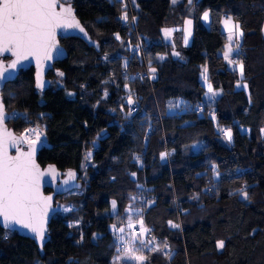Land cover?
Returning <instances> with one entry per match:
<instances>
[{
  "label": "trees",
  "instance_id": "16d2710c",
  "mask_svg": "<svg viewBox=\"0 0 264 264\" xmlns=\"http://www.w3.org/2000/svg\"><path fill=\"white\" fill-rule=\"evenodd\" d=\"M70 3L99 49L62 39L69 57L49 73L46 92L30 69L1 94L8 114L26 113L8 123L17 134L45 126L39 163L79 173L82 186L57 197L74 211L53 218L44 253L0 227V264H113L122 248L111 226L134 199L145 201L143 224L158 245L146 264H264V0H134L129 22L122 1ZM206 11L209 27L200 20ZM190 12L195 28L185 45ZM229 17L243 33L231 57L243 63V77L222 56ZM166 28L174 29L171 42ZM203 75L221 92L214 103ZM22 83L26 89L4 94ZM153 99L157 113L147 105ZM176 99L183 103L171 113ZM199 142L204 150L193 152ZM88 152L93 165L85 169Z\"/></svg>",
  "mask_w": 264,
  "mask_h": 264
},
{
  "label": "snow or ice",
  "instance_id": "6c2138e0",
  "mask_svg": "<svg viewBox=\"0 0 264 264\" xmlns=\"http://www.w3.org/2000/svg\"><path fill=\"white\" fill-rule=\"evenodd\" d=\"M175 2V0H173ZM191 3V0H189ZM57 0H0V54L8 53L14 59L11 63L4 65L0 63V80L7 79L5 72L8 69H15L17 64L29 57H35L37 63H40L41 56L45 59L51 58V49L55 47V30L58 27H77L80 28L79 23L72 15L70 7H63L61 4L60 11H56ZM208 13H204V19H208ZM123 19L127 20L125 14ZM191 24V21H188ZM231 18L224 20L225 28H229ZM238 35L240 25H232ZM80 31H84L80 28ZM117 39L119 37L117 36ZM229 45L224 53V57L229 64H237L240 70V75L243 77L244 65L238 61L231 59L233 36H228ZM238 47V45H237ZM206 71V70H205ZM155 72V69H152ZM63 75V73H59ZM207 79V76H205ZM238 87L240 85H237ZM37 87H42L39 81ZM246 88L247 85L245 84ZM209 92H212V87L209 85ZM216 95V93H213ZM128 103L133 101L129 97ZM6 119L4 106L0 103V126L4 124ZM4 135H0V218H2L5 227H12L13 225H20L23 228L30 229L36 236L44 239V217L47 214L49 207L48 202L51 197L44 198L39 192V182L41 176L45 173L39 171L36 165L33 154L34 148L28 152H22L17 147L18 155L10 157L8 155L7 146H16L23 140H18L17 137L7 130H3ZM33 134H36L35 132ZM225 134L229 141L232 138L231 130H225ZM6 137V138H5ZM34 143V141H33ZM90 155V154H89ZM167 154L162 153L161 159H165ZM49 172H55L54 168H49ZM247 199V194L244 193ZM116 203L113 201V208ZM141 231L146 232L141 221ZM172 227H179L172 225ZM123 232V229H119ZM143 244L144 241H141ZM150 243V242H149ZM167 247V245H164ZM218 248L224 247V241L217 243ZM120 251V249H118ZM138 249L132 247L123 250V258L127 260L136 261L137 264H143L144 257L135 255ZM118 260L121 257L117 258Z\"/></svg>",
  "mask_w": 264,
  "mask_h": 264
},
{
  "label": "water",
  "instance_id": "95a60500",
  "mask_svg": "<svg viewBox=\"0 0 264 264\" xmlns=\"http://www.w3.org/2000/svg\"><path fill=\"white\" fill-rule=\"evenodd\" d=\"M61 4L63 7H70L72 9V15L75 17V20L79 23L80 28H83L84 31H80V28L77 27H58L55 30V47L51 49V58L45 59L41 56L40 63H37L35 57H29L26 60H23L21 63L17 64L15 69H8L5 72V76L7 79L0 80V103L4 106L6 119L4 124L0 126V135H4L3 130L6 129L7 133H11L13 136L17 137L18 140H23L20 135H18L12 128L9 127L8 123L10 121L9 114L6 110V105L3 101L2 91L5 89L7 84L15 82L22 73L33 69L34 70V81L35 88L41 92H46L51 86V80L48 78L49 73L54 69V66L57 63L64 62L68 59L69 55L66 48L61 44L62 39L69 38H77L84 41L89 47H94L97 50L99 49V45L96 41H94L87 29L84 27L80 19L76 14V9L73 4L68 2L65 3L62 0H57L56 11L59 12ZM7 59V60H5ZM14 59L10 54H0V63L7 65L11 63ZM39 81L42 84V87H37ZM6 138V137H5ZM46 146L44 142H34V143H25L19 142L16 146H11L10 144L7 146L8 155L10 157H15L18 155L16 148L18 147L22 152H28L31 148L35 149L33 154V159L39 167V171L45 173L40 178L39 182V192L40 195L44 198L51 197V200L48 202L49 207L47 209V214L44 217L43 229H44V239H39L34 232L30 229L23 228L20 225H13L12 227H5L2 218H0V227L6 231L16 232L18 236L34 241L36 245L39 247L41 253H44V248L47 243L51 239L50 235V224L53 218L60 213V205L56 204V199L59 196L66 195L69 192L74 190L81 189V183L79 182V173L75 171H62L58 169L55 164H48L46 166H42L38 157L42 149ZM54 168L55 172H49V168ZM46 191H50L49 193Z\"/></svg>",
  "mask_w": 264,
  "mask_h": 264
},
{
  "label": "rangeland",
  "instance_id": "374dc122",
  "mask_svg": "<svg viewBox=\"0 0 264 264\" xmlns=\"http://www.w3.org/2000/svg\"><path fill=\"white\" fill-rule=\"evenodd\" d=\"M65 3L71 2L72 0H62ZM118 1H122V5H121V9L124 10L125 14L127 15V20L124 19L125 22H129V20L131 19L132 21V13H133V8H134V0H129L130 1V6H131V10L132 13L128 12V4H127V0H118ZM173 2V0H172ZM182 2V0H175V2H173V4L176 6L178 4H180ZM124 14V15H125ZM209 14V13H208ZM123 15V16H124ZM204 14L201 15V23L203 24V26L209 27L211 21L209 20V15H208V19L205 20L204 18ZM188 21H191V24H188ZM235 21L231 19V24L229 26V28H225V33L227 36V43L225 45V48L222 52V56L224 58V60L226 61V63L233 69H239L237 64H229L228 60L225 59L224 57V53L227 50V46L229 45V41H228V36L232 35L233 36V42H232V53H231V57L232 55L237 52L239 50V45H240V40L239 37L240 35H238V32L232 28V25H234ZM237 24V23H236ZM194 28H195V22H194V16L192 14V12H190L186 18L184 19V25H183V35H184V44L185 45H190L192 43L193 40V34H194ZM240 30V29H239ZM173 28H166L163 30V40L165 42H171V37L173 35ZM240 32V31H239ZM262 34L264 36V26L262 29ZM238 45V47H237ZM173 55L176 56L178 54H176V52H173ZM165 57L164 56H158V60H163ZM152 73V71H151ZM205 75L206 72H204ZM205 75H203V84L207 87V89H209V82L207 81V79H205ZM26 89V85L19 84L18 86H14L13 85H8V88H6V90L4 91V94L6 96H10L11 93H15L16 90L21 91L22 89ZM209 92V90H208ZM210 93V92H209ZM214 92H212V94L209 96V101L210 103H213L216 99V95H213ZM183 103V100L181 99H176L174 100V102H169V106H168V110L171 113H176L177 110H179L178 106H181ZM147 105H149L150 107L152 106V108H154V110L156 109V113L158 111V109H160L159 107V103H158V99L156 101V99L153 100H149V103H147ZM178 105V106H177ZM18 110H15L13 112H16ZM11 112V113H13ZM21 112L23 114L22 117L26 116V113L24 111H18ZM20 119V118H18ZM15 119H11V121H13ZM17 120V119H16ZM32 128H37L36 130L42 132L45 131V126L43 127V125H32ZM30 128V127H29ZM42 130V131H41ZM264 133V131H263ZM21 136V134H18ZM227 141L231 142V140L229 141L228 137H227ZM97 143H94L93 146H96ZM204 150L203 145L199 142L196 145L193 146L192 151L193 152H198V151H202ZM90 154V155H89ZM92 153L88 152V154H86L85 156V169L89 166V165H93L92 162ZM145 201L141 200V201H137V200H133L132 203L128 206L126 213L122 216H116V224L111 226V231L113 233L114 236V240H115V244L118 246V248L122 247V245H124L125 247H122V251H119V253L116 254L113 264H137L136 261H132V260H127L123 258V250L129 247H132L134 249H138V251L135 252V255L138 256H143L144 257V261L143 264H146V262L149 259V255L154 253V251L156 249H158V245L155 243V241L153 240V238L151 237V235L149 234V231L146 232H142L140 234L134 232L136 229H140L142 228L141 225V221L144 211H145ZM67 207H69V201L66 200L63 202V204L61 205L62 208V214H68L67 211ZM112 215H116L117 211H116V206L115 208H113L112 205V209L109 212ZM143 228H145V225L143 224ZM119 229H123V232L119 231ZM141 241H144V243L142 244ZM150 242V243H149ZM118 257H121V259H117Z\"/></svg>",
  "mask_w": 264,
  "mask_h": 264
},
{
  "label": "built area",
  "instance_id": "2783aa9c",
  "mask_svg": "<svg viewBox=\"0 0 264 264\" xmlns=\"http://www.w3.org/2000/svg\"><path fill=\"white\" fill-rule=\"evenodd\" d=\"M127 4H128V9H129L127 11L130 12V13H132L131 6H130V1L129 0H127ZM233 60L238 61L236 58H234ZM146 77H148V75ZM125 98H127V96ZM131 112H136V108L135 107L134 108L132 107ZM22 116H23V114L21 112L16 111V112H13V113H10L9 114V119L10 120L11 119H15L16 120L18 118H21ZM36 129L37 128L30 127V128H28L27 130H25L21 134V137H22V139H23V141L25 143H27V144L28 143H33V141L36 142V143H38V142H44V143H46V141H47L46 132L45 131H42V130H41L42 132H40V131H38ZM34 132L36 134H33ZM73 211H74V208L73 207H71V206L67 207V211H66L67 213H70V212H73ZM60 213H62V208L61 207H60ZM134 232L140 234L141 233V230L140 229H136ZM122 247L124 248L125 246L122 245Z\"/></svg>",
  "mask_w": 264,
  "mask_h": 264
},
{
  "label": "crops",
  "instance_id": "0c3cea01",
  "mask_svg": "<svg viewBox=\"0 0 264 264\" xmlns=\"http://www.w3.org/2000/svg\"><path fill=\"white\" fill-rule=\"evenodd\" d=\"M206 12L209 13L208 11H206ZM204 13H205V12H204ZM204 13H203V14H204ZM203 14H202V15H203ZM209 16H210V13H209ZM225 19H227V18H225ZM225 19H224V20H225ZM231 19H232V18H231ZM209 20L211 21V17H209ZM224 20H223V22H222V30H223V32L225 33V30H224V29H225V26H224ZM234 23H235V22H234ZM235 24H236V23H235ZM239 31L242 32L241 29H240ZM173 33H174V31H173ZM225 34H226V33H225ZM241 37H242V36L239 37V40L241 39ZM232 56H233V55H232ZM238 71L240 72L239 69H238ZM239 87H241V88L244 87V84H241ZM244 88H245V87H244ZM212 92L216 93V99H215V101H216V100L221 96V92H220V91H215V90H212ZM212 92H210V93L207 92L206 97H205L207 101L209 100V96L212 94ZM215 101H214V102H215ZM214 102H213V103H214Z\"/></svg>",
  "mask_w": 264,
  "mask_h": 264
},
{
  "label": "flooded vegetation",
  "instance_id": "af4514ba",
  "mask_svg": "<svg viewBox=\"0 0 264 264\" xmlns=\"http://www.w3.org/2000/svg\"><path fill=\"white\" fill-rule=\"evenodd\" d=\"M5 60H7V59H5ZM49 78V77H48ZM7 86V85H6Z\"/></svg>",
  "mask_w": 264,
  "mask_h": 264
}]
</instances>
